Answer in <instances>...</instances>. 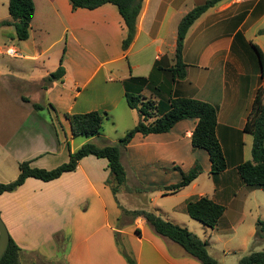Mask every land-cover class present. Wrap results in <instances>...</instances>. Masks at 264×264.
<instances>
[{
    "label": "crops",
    "instance_id": "1",
    "mask_svg": "<svg viewBox=\"0 0 264 264\" xmlns=\"http://www.w3.org/2000/svg\"><path fill=\"white\" fill-rule=\"evenodd\" d=\"M33 1L29 39L11 44L21 56L0 54V94L10 97L0 102V175L9 177L7 183L17 179L24 161L52 170L86 143L116 144L126 136L140 120L127 104L126 83L149 77L164 56L173 60L181 20L207 0H144L136 38L126 51L127 27L117 6L75 11L70 0ZM10 19L9 0H0V22ZM6 28L16 36L14 27ZM262 29L264 0H224L186 36L188 76L176 83L174 93L218 109L217 137L228 163L223 173L213 176L209 153L193 148L198 120L186 119L168 133L134 137L122 159L132 192L123 189L119 204L107 184V159L85 157L76 171L51 182L29 178L15 192L0 195V215L22 249L20 260L35 255L52 263L129 264L122 244L136 264H203L159 235L144 217L123 218L121 207L187 228L209 243L219 264H239L244 256L263 251L264 238L256 233L264 222V188L247 186L238 172L252 161L254 137L245 125L264 78L260 59L257 66L248 53L254 45L264 53ZM63 55L64 78L45 89L43 81L59 69ZM96 111L109 114L111 127L124 123L121 135L104 129L102 137H84L76 144L65 114ZM196 163L203 172L189 186L177 193L161 189L180 183L182 173ZM143 187L154 190L136 191ZM202 197L225 207L214 230L187 212L188 202Z\"/></svg>",
    "mask_w": 264,
    "mask_h": 264
},
{
    "label": "trees",
    "instance_id": "2",
    "mask_svg": "<svg viewBox=\"0 0 264 264\" xmlns=\"http://www.w3.org/2000/svg\"><path fill=\"white\" fill-rule=\"evenodd\" d=\"M224 0H207L205 4L192 9L183 17L179 24L178 40L173 60L164 56L158 60L149 77H132L126 83V101L130 109L137 110L140 115L139 123L130 130L127 135L116 144L98 146L94 143H86L77 151L72 152L70 160L55 169L47 170L32 167L31 161L19 164V175L16 180L9 183H0V195L11 193L23 186L29 178H35L44 182H51L60 178L63 174L77 170L82 159L88 156L107 159L109 162L110 177L107 181L118 204L117 195L128 188L127 171L123 164V152L137 134L148 136L150 134H163L170 132L179 122L186 119H197L198 125L192 135L194 149L206 150L212 162V175L218 176L228 168L226 156L217 137L218 109L210 103L196 99L176 97L174 87L179 81L188 76L189 66L184 60V45L186 36L193 24L208 10ZM73 10H95L106 4L118 7L123 17L127 36L123 42L126 51L134 42L138 31V18L143 8L144 0H70ZM36 12L33 0H9V13L11 21H4L2 26H13L19 41H26L30 37V30ZM264 35V29L259 31ZM254 49L258 53L262 78H264V53L257 46ZM63 58L59 69L43 81V87L48 88L55 80L64 78L66 70ZM150 91L152 96H146L145 91ZM36 110H42V105H34ZM70 122L74 137L95 138L104 135V124L109 120L106 112H91L86 114H65ZM245 131L254 137L252 161L238 167V172L243 182L254 188H264V87H260L256 94L245 125ZM179 170V168H175ZM203 172L200 163L187 173H182L180 183L161 188L169 193H177L189 186ZM154 188H137L139 192H150ZM123 218H136L142 216L148 224L161 236L179 244L188 254L197 258L203 264H219L209 252V243L199 236L163 219L152 212L128 211L122 208ZM189 216L200 221L211 230H214L225 213V207L215 203L209 197L190 200L187 204ZM123 220V219H122ZM121 220V221H122ZM256 237L264 238V222L257 224ZM121 251L129 264H136L135 259L120 244ZM22 249L11 237L9 246L0 260V264H20ZM239 264H264V250L253 252L244 256Z\"/></svg>",
    "mask_w": 264,
    "mask_h": 264
},
{
    "label": "rangeland",
    "instance_id": "3",
    "mask_svg": "<svg viewBox=\"0 0 264 264\" xmlns=\"http://www.w3.org/2000/svg\"><path fill=\"white\" fill-rule=\"evenodd\" d=\"M10 14V13H9ZM10 18H11V16H10ZM12 19H10V20H6V21H11ZM4 22V21H3ZM2 22H0V24H1ZM4 27H10V26H2V27H0V47L2 48L3 47V49L2 50H4V49H6L7 47H11V44H14V43H18V38H17V36H11V34H8L9 33V31H10V29L9 28H6L7 29V31H4ZM13 27V26H12ZM13 30V29H12ZM13 32H15V30H13ZM5 34H8V35H5ZM9 37H12V40L14 41H12V40H9ZM251 37V36H250ZM263 38V40H264V36L262 37ZM18 40L17 42H16V40ZM263 45V44H262ZM263 48H264V45L262 46ZM249 55L248 56H250L251 55V57H253V60H254V62H255V64L258 66L259 65V56H258V53L256 52V50L253 48V46L252 47H250V50H249V53H248ZM0 58H2V55H0ZM146 96H149V97H151L152 96V93L150 92V91H145V93H144ZM12 96V95H11ZM10 99V97L8 96V95H6V94H0V102H3L4 101V104H5V101L6 102H8V101H10L9 100ZM13 100H16V97L15 96H13ZM125 107V106H124ZM126 108V107H125ZM140 121V120H139ZM123 124L124 123H120L119 122V126L117 127V126H114V127H111V121H109V122H106L105 124H104V129L108 132L109 130H110V128L111 129H113V131L115 132H117V133H121V131H122V129H123ZM106 133V132H105ZM121 135V134H120ZM125 137V136H124ZM123 137V138H124ZM77 139V141H76V144H78L80 141H82L83 139H84V137H77L76 138ZM8 179H9V177L8 176H3V175H0V183H7V181H8ZM21 262H20V264H64V262L63 261H59V262H49V261H47V260H43V259H41V258H38L37 256H35V255H33V256H23L22 257V259L20 260Z\"/></svg>",
    "mask_w": 264,
    "mask_h": 264
},
{
    "label": "water",
    "instance_id": "4",
    "mask_svg": "<svg viewBox=\"0 0 264 264\" xmlns=\"http://www.w3.org/2000/svg\"><path fill=\"white\" fill-rule=\"evenodd\" d=\"M10 239L11 236L9 230L0 215V260L9 246Z\"/></svg>",
    "mask_w": 264,
    "mask_h": 264
},
{
    "label": "built area",
    "instance_id": "5",
    "mask_svg": "<svg viewBox=\"0 0 264 264\" xmlns=\"http://www.w3.org/2000/svg\"><path fill=\"white\" fill-rule=\"evenodd\" d=\"M0 54H6L10 57L18 58L21 56L20 51L16 47H7L4 50H0Z\"/></svg>",
    "mask_w": 264,
    "mask_h": 264
}]
</instances>
